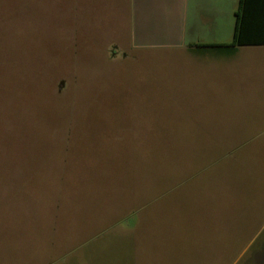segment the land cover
I'll list each match as a JSON object with an SVG mask.
<instances>
[{
	"label": "rangeland",
	"instance_id": "obj_1",
	"mask_svg": "<svg viewBox=\"0 0 264 264\" xmlns=\"http://www.w3.org/2000/svg\"><path fill=\"white\" fill-rule=\"evenodd\" d=\"M128 1L0 0V264H264V46L134 49Z\"/></svg>",
	"mask_w": 264,
	"mask_h": 264
},
{
	"label": "crops",
	"instance_id": "obj_2",
	"mask_svg": "<svg viewBox=\"0 0 264 264\" xmlns=\"http://www.w3.org/2000/svg\"><path fill=\"white\" fill-rule=\"evenodd\" d=\"M128 3L134 49H176L192 52L195 57L223 58L236 55L241 48L223 47L233 40L240 0H129Z\"/></svg>",
	"mask_w": 264,
	"mask_h": 264
},
{
	"label": "trees",
	"instance_id": "obj_3",
	"mask_svg": "<svg viewBox=\"0 0 264 264\" xmlns=\"http://www.w3.org/2000/svg\"><path fill=\"white\" fill-rule=\"evenodd\" d=\"M245 46H264V0H240L235 12L233 40L223 47Z\"/></svg>",
	"mask_w": 264,
	"mask_h": 264
}]
</instances>
